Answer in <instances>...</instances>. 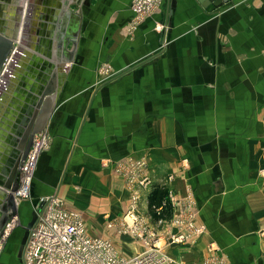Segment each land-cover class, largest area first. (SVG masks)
I'll list each match as a JSON object with an SVG mask.
<instances>
[{
  "label": "crops",
  "instance_id": "crops-1",
  "mask_svg": "<svg viewBox=\"0 0 264 264\" xmlns=\"http://www.w3.org/2000/svg\"><path fill=\"white\" fill-rule=\"evenodd\" d=\"M132 1L0 0V34L22 49L0 95V179L34 112L52 136L0 264H20L24 228L50 194L122 256L141 253L108 227L129 191L106 162L129 157L177 202L192 195L206 227L169 248L172 264H264V0H164L130 33ZM105 66L120 74L103 80Z\"/></svg>",
  "mask_w": 264,
  "mask_h": 264
},
{
  "label": "built area",
  "instance_id": "built-area-1",
  "mask_svg": "<svg viewBox=\"0 0 264 264\" xmlns=\"http://www.w3.org/2000/svg\"><path fill=\"white\" fill-rule=\"evenodd\" d=\"M163 1L133 0V17L128 31H135L144 18L158 9ZM16 53L17 49H14L0 72V95L7 86L6 75L12 76L13 66H18ZM100 74L104 75V80L113 79L119 73L105 66L101 68ZM51 142L52 136L47 130L34 135L32 145L18 170V188L14 192L17 205L32 198L38 162L42 153L51 147ZM111 163L106 162L113 165L115 173L123 178L129 191V203L125 214L111 220L108 227L120 235H129L141 242L143 251L131 258L122 256L112 240L90 235L82 215L68 209L59 195L50 194L38 199L34 209L36 220L25 243L22 264H172L169 248L181 243H193L205 234L206 227L195 221V201L192 195L180 203L177 202L175 192L169 190L161 204L152 207L157 215L171 210L173 215L169 220L159 218L154 221L148 214L149 195L155 189V182L145 158L129 157ZM144 196L147 197L145 211L142 209ZM16 218H12L0 240V256ZM207 263L225 264V261L214 255Z\"/></svg>",
  "mask_w": 264,
  "mask_h": 264
},
{
  "label": "water",
  "instance_id": "water-1",
  "mask_svg": "<svg viewBox=\"0 0 264 264\" xmlns=\"http://www.w3.org/2000/svg\"><path fill=\"white\" fill-rule=\"evenodd\" d=\"M230 1H232V0H209V2L212 3L217 8L223 6L225 3H228ZM131 20H132V18L129 19V21H131ZM0 45H1V49H0V72H1L6 59L9 57V55L14 50L16 45H15L12 37L10 38V37L4 36L2 34H0ZM17 49L18 50L16 53V59H17V63L19 64L20 63L19 62L20 52L22 49H19V47H17ZM16 68H17V65H14L13 70L11 71L12 76L16 75V73H15ZM119 74H120V72H119ZM12 76L6 75V77H5L7 88H8L9 80ZM42 97L45 98V94H43ZM40 102H44V99L41 98ZM37 116H38V114L35 116V112H34L31 115L30 120L26 124V129L25 130L22 129V131H21L22 139L20 141H18L19 144L17 145L16 149L14 150V154H13L14 158L11 160L10 163H8L10 166L8 167V169L6 171H4V176L0 179V190L1 189L7 190V193H4L5 190L2 191V194L0 196L2 199V203L4 204V206L2 207V211H4V212L6 211V214H7V215H3V212L0 214V219H1L0 229H2L0 232V237L4 235L3 232H4L5 228L8 226L7 223L9 222V220L11 218H14V217L18 218L21 215L20 211H19V205L16 204V201L14 198V192L18 188L17 177H18L19 167H20L23 159L25 158L29 148L32 145L34 135L36 133L44 130L41 127L42 125H40V122H36ZM5 176H7V177H5ZM35 220H36V213L33 212L31 220L29 221V223L24 228L25 232L23 234V238H22L21 244L19 246L18 257L20 259L23 256L24 246H25V243L27 241L30 228L33 226Z\"/></svg>",
  "mask_w": 264,
  "mask_h": 264
},
{
  "label": "trees",
  "instance_id": "trees-1",
  "mask_svg": "<svg viewBox=\"0 0 264 264\" xmlns=\"http://www.w3.org/2000/svg\"><path fill=\"white\" fill-rule=\"evenodd\" d=\"M165 196H166V192L158 187H156L149 195V200H148L149 214L151 215L154 221H158L159 218H165V216H167V214L169 213V211H166L163 212L161 215H157L152 209L154 205L159 206Z\"/></svg>",
  "mask_w": 264,
  "mask_h": 264
},
{
  "label": "flooded vegetation",
  "instance_id": "flooded-vegetation-1",
  "mask_svg": "<svg viewBox=\"0 0 264 264\" xmlns=\"http://www.w3.org/2000/svg\"><path fill=\"white\" fill-rule=\"evenodd\" d=\"M17 180L19 181V177H17ZM11 220H12V218L9 220V222L7 223V225L11 222ZM31 220V219H30ZM0 222H1V220H0ZM17 225V224H16ZM16 225H15V227H16ZM14 227V228H15ZM14 228H12V230H11V232L9 233V235H8V237L6 238V240H5V243H4V247H3V250H2V253H4V251H5V249H7L8 247H9V243H10V237L13 235V233H14ZM6 229H7V227L5 228V230H4V232H3V234H5V231H6ZM1 230L2 229H0V232H1ZM24 232H25V229H24ZM24 234V233H23ZM2 237V236H1ZM0 237V240L2 239ZM22 238H23V236H22ZM21 241H22V239H21ZM21 241H20V244H21ZM20 244H19V246H20ZM19 246H18V249H17V252L19 251ZM25 247V246H24ZM2 253H1V255H2Z\"/></svg>",
  "mask_w": 264,
  "mask_h": 264
},
{
  "label": "rangeland",
  "instance_id": "rangeland-1",
  "mask_svg": "<svg viewBox=\"0 0 264 264\" xmlns=\"http://www.w3.org/2000/svg\"><path fill=\"white\" fill-rule=\"evenodd\" d=\"M145 200H146V197L144 196V197H143V204H142V209H143V211H145V210H144V206L146 205V201H145ZM23 207L28 208L29 211L31 212V207L28 205L27 202H24ZM3 255H4V257L6 256V254H3ZM20 264H22V263L20 262Z\"/></svg>",
  "mask_w": 264,
  "mask_h": 264
},
{
  "label": "bare ground",
  "instance_id": "bare-ground-1",
  "mask_svg": "<svg viewBox=\"0 0 264 264\" xmlns=\"http://www.w3.org/2000/svg\"><path fill=\"white\" fill-rule=\"evenodd\" d=\"M15 60H16V57H15ZM10 64H12L13 65V63H10ZM11 70V69H10Z\"/></svg>",
  "mask_w": 264,
  "mask_h": 264
}]
</instances>
